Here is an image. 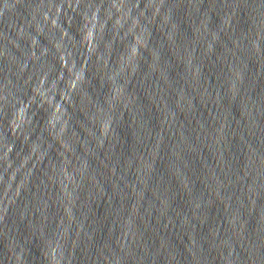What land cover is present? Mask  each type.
<instances>
[{"label": "water", "instance_id": "obj_1", "mask_svg": "<svg viewBox=\"0 0 264 264\" xmlns=\"http://www.w3.org/2000/svg\"><path fill=\"white\" fill-rule=\"evenodd\" d=\"M0 264H264V0H0Z\"/></svg>", "mask_w": 264, "mask_h": 264}]
</instances>
